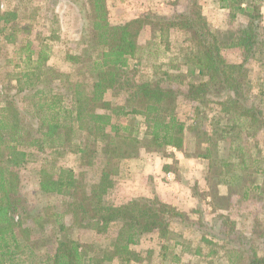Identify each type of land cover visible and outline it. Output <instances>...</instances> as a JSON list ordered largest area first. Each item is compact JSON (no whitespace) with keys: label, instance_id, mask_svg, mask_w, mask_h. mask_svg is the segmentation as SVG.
<instances>
[{"label":"trees","instance_id":"16d2710c","mask_svg":"<svg viewBox=\"0 0 264 264\" xmlns=\"http://www.w3.org/2000/svg\"><path fill=\"white\" fill-rule=\"evenodd\" d=\"M262 1L220 0L231 19L245 18L234 31L224 33L211 27L198 0H188L181 12L145 11L121 24L111 23L106 0H80V51L66 55L77 66L75 78L49 65L44 46L36 49L31 41L21 46L26 56L17 82L25 103L14 94L5 95L0 103V264H130L131 246L147 233L165 240L176 223L206 227L204 216L200 225L156 195L134 197L119 205L105 201L112 185L110 164L137 158L141 151L176 148L208 159L209 172L230 187L242 186L245 199L254 190L262 191L264 182L252 181L254 174L264 173L262 160L250 156L242 143L243 131L254 137L264 130V112L250 102L248 87V61L264 55ZM1 4L2 0L0 35L15 42L21 14ZM148 26L157 28L161 40L176 28L187 33L192 46L189 71L199 77L187 92L166 83L173 78L170 70L141 82L130 73V59L141 51L140 37ZM226 47H241L243 60L228 61L222 53ZM181 96L202 107L217 108L212 107L217 104L228 123L212 121L210 133L188 125L175 113ZM193 130H197L196 148L190 154L186 133ZM213 136L219 137L215 142L227 143L228 155L222 160H214L211 147L204 145ZM68 154L75 157L78 169L64 162ZM38 159V190L45 196L65 197L64 211L51 203L37 213L30 210L20 170ZM98 160L102 161L100 176L89 182L85 168L94 167ZM219 217L220 229L208 228L201 240L209 244L215 237L224 240L231 262L264 264V227L250 233L225 230L229 218ZM112 224L118 230L105 247L70 235L82 229L106 233ZM50 228L54 230L48 234ZM168 247L162 244L163 257Z\"/></svg>","mask_w":264,"mask_h":264},{"label":"rangeland","instance_id":"374dc122","mask_svg":"<svg viewBox=\"0 0 264 264\" xmlns=\"http://www.w3.org/2000/svg\"><path fill=\"white\" fill-rule=\"evenodd\" d=\"M106 1L107 6L111 4L110 8H108L111 23H124L121 21L126 20L127 16L120 15L121 9L119 8L127 3V0H121V3L116 2V0H109L110 4L108 0ZM128 1L131 4L134 0ZM138 1L143 3V0ZM149 1L153 7L145 11L163 15L173 14H170L164 8L165 2H170L171 0ZM163 2L164 4H162ZM198 3L204 17L216 31L224 33L234 31L239 23L245 22V18L242 16L235 20L231 19L229 11L221 7L220 0H198ZM79 4L80 0H2L1 5L4 8L18 9L21 19L17 20L19 31L15 42H8L0 35V103L7 94L17 95L21 104L25 103L24 98L21 97L22 95L18 94L17 76L24 69L23 61L26 56V53L21 51V46L28 41H31L32 47L36 49H40L42 46L46 48L50 66L75 78L74 72L77 66L68 61L66 55L80 51L79 38L81 35L82 17ZM218 5H220V8ZM261 5V10L264 11V1L261 2ZM221 8L223 10H220ZM262 13L264 14V12ZM156 30L155 26H148L143 31L140 37L141 51L138 52L137 57L130 59V73L134 75L137 81L141 82L163 77V72L170 70L173 73V80H167L166 83H171L181 91L187 92L189 84L199 79L197 74L189 71L190 67H192V61H190V49L192 46L187 39V33L180 28H176L172 30L168 38L161 40L156 37ZM222 53L230 62H240L244 58L241 47H226ZM248 69L250 102L258 105L264 112V55L260 56V59L258 57L250 59L248 61ZM174 78L177 80H174ZM210 106L202 107L199 103L184 99L181 96L178 98L175 113L188 125L193 123L199 129L204 131L206 129L210 133L212 121H220L221 124L228 123V117L218 112L220 107L217 104H212V107L217 108H211ZM135 116L139 120H143L141 115ZM197 130L186 133V147L189 149L190 154L195 152ZM213 139H211V143L209 141V143L204 145L208 144L211 147L214 160H222L228 155L227 143L224 141L220 144L215 142L219 140V137L216 136H213ZM242 143L250 156L253 158L258 157L262 160L261 165L264 169V130L259 131L254 137L247 135L243 131ZM100 156L102 160L103 156L101 154ZM64 159L67 165L76 169L79 168L75 163L74 156L68 154ZM101 160H98L94 167L85 168V174L89 182L99 178L103 161ZM40 163L41 161L38 159L20 170L22 192L30 201V210L33 211L32 213H37L42 207L51 203L55 204L57 210L64 211L66 209L65 197L57 195L45 196L39 192L37 183ZM255 175L252 177L253 182L256 179ZM257 176L259 177L257 180L262 184L264 182V173H257ZM217 177L219 178V176ZM210 184L213 185L212 182ZM230 190L233 191L229 194L231 197L228 195L227 199L217 201L219 207H226L230 198H232L233 204H237V206H233L230 209L231 212L227 215L229 218L227 226L223 225V228L225 230L233 228L244 233H250L252 229L261 230L264 227V185L262 191H252L249 197L251 199L250 202L240 200V195L243 194L242 186H231ZM115 195V191L108 195L106 194L105 201L110 204L120 202L121 200L116 199ZM205 207L199 209L200 213L194 212V214L188 215L193 221H199L200 225L202 223L200 216H204L208 223L206 224L207 228L204 225L190 227L176 223L172 226V233L165 240H162L156 233H147L138 244L131 246V251L127 254L128 258L131 259L130 264H245V260L241 259L231 262L228 251L229 245L224 240L215 237L213 244L205 243L201 240L202 234L208 232V228L219 230L222 226L220 214L212 216L209 213L211 210L208 206L205 205ZM37 229L35 228V230ZM53 230L52 228L48 231V234H51ZM117 230V224H112L106 233H96L93 230L82 229L71 232L70 235L82 242L105 247L116 235ZM163 243L169 244L166 250V257L162 256ZM211 249L215 252L211 253ZM42 252L47 251L43 249Z\"/></svg>","mask_w":264,"mask_h":264},{"label":"crops","instance_id":"0c3cea01","mask_svg":"<svg viewBox=\"0 0 264 264\" xmlns=\"http://www.w3.org/2000/svg\"><path fill=\"white\" fill-rule=\"evenodd\" d=\"M116 2L121 3V0H116ZM167 2L162 4L171 14L184 10L187 0ZM152 7L149 0H143V3L134 0L131 4L127 0V3L119 8L121 9L120 15L127 16L126 20L121 22L137 17ZM218 7L220 8V5ZM209 162L208 159L189 156L176 148H169L165 152L141 151L137 158L117 159L110 164L112 185L107 195L115 191L116 199L121 201L115 202L114 205L123 204L138 196L152 197L156 195L164 203L190 215L194 212L198 213L196 209L206 208L205 205L211 210L209 213L212 216L216 214L228 215L231 212L230 209L237 204H233V200L230 198L226 207H219L217 201L227 199L226 197L233 191L217 175L209 172ZM255 178L254 183L261 184L257 180L259 179L257 174ZM211 182L213 185L210 184ZM229 196L231 197V195ZM240 200L251 201L250 198H243V194L240 195Z\"/></svg>","mask_w":264,"mask_h":264}]
</instances>
